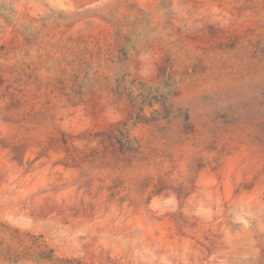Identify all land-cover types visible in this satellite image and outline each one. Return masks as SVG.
I'll list each match as a JSON object with an SVG mask.
<instances>
[{"label": "clouds", "instance_id": "clouds-1", "mask_svg": "<svg viewBox=\"0 0 264 264\" xmlns=\"http://www.w3.org/2000/svg\"><path fill=\"white\" fill-rule=\"evenodd\" d=\"M0 264H264V0H0Z\"/></svg>", "mask_w": 264, "mask_h": 264}]
</instances>
